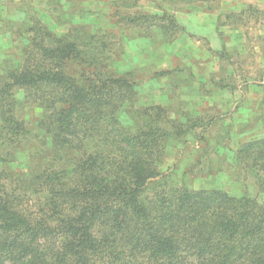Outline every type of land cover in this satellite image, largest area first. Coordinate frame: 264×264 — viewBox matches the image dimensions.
Segmentation results:
<instances>
[{"label": "trees", "instance_id": "trees-1", "mask_svg": "<svg viewBox=\"0 0 264 264\" xmlns=\"http://www.w3.org/2000/svg\"><path fill=\"white\" fill-rule=\"evenodd\" d=\"M29 11L0 63V264H264V136L234 165L254 195L172 186L168 144L192 128L159 105L132 109L138 125L118 119L136 95L112 67L123 38L84 23L58 34ZM161 11L110 17L169 39L181 25ZM25 107L42 110L36 132ZM23 146L36 161L14 179Z\"/></svg>", "mask_w": 264, "mask_h": 264}, {"label": "rangeland", "instance_id": "rangeland-1", "mask_svg": "<svg viewBox=\"0 0 264 264\" xmlns=\"http://www.w3.org/2000/svg\"><path fill=\"white\" fill-rule=\"evenodd\" d=\"M128 1L0 0V63L18 55L25 32L20 23L29 24V10L30 17L58 34L82 23L92 32L117 33L123 39L112 67L131 74L136 93L134 105L120 108L118 119L138 125L132 109L142 112L159 105L171 119L192 128L182 140L168 144L163 169L169 183L254 195L253 178L244 180L247 174L234 165L244 143L264 136V0ZM161 9L181 25L169 39L160 28L115 24L112 19ZM41 112L24 108L34 132ZM33 161L28 148L20 147L7 170L16 179Z\"/></svg>", "mask_w": 264, "mask_h": 264}]
</instances>
